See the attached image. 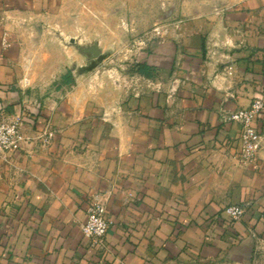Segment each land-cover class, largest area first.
Instances as JSON below:
<instances>
[{
	"label": "crops",
	"instance_id": "obj_1",
	"mask_svg": "<svg viewBox=\"0 0 264 264\" xmlns=\"http://www.w3.org/2000/svg\"><path fill=\"white\" fill-rule=\"evenodd\" d=\"M65 1L0 0V120L22 117L24 137L0 158V264H264V109L246 163L221 116L264 99V0H160L169 22L141 61L158 75L134 92L47 87L77 67L53 28ZM96 197L109 252L81 229Z\"/></svg>",
	"mask_w": 264,
	"mask_h": 264
},
{
	"label": "rangeland",
	"instance_id": "obj_2",
	"mask_svg": "<svg viewBox=\"0 0 264 264\" xmlns=\"http://www.w3.org/2000/svg\"><path fill=\"white\" fill-rule=\"evenodd\" d=\"M170 8V4L161 5L160 0H66L60 10L61 20L65 21H61V25L56 21L53 28L65 33L64 45L71 50L68 64L76 62L77 67L61 70L58 79L47 87L53 90L65 86L67 91H73L77 79L99 75L102 90L107 88L106 78L115 80L120 88L130 92L139 89L141 77L153 80L158 75L155 69L141 61L143 52L155 41L154 29L169 22L166 16ZM73 38L75 44L70 43ZM95 44L102 52L98 59L78 49V46L89 48ZM30 72L29 78L33 76L41 81L44 76L54 78L55 70L33 69ZM47 87L44 93L48 92Z\"/></svg>",
	"mask_w": 264,
	"mask_h": 264
},
{
	"label": "built area",
	"instance_id": "obj_3",
	"mask_svg": "<svg viewBox=\"0 0 264 264\" xmlns=\"http://www.w3.org/2000/svg\"><path fill=\"white\" fill-rule=\"evenodd\" d=\"M163 27H156V36H162ZM264 109L262 97L253 98L247 108H241L234 112L222 114V120L239 125V157L243 162L254 160L262 148V136L256 127V119ZM23 119L13 116L10 119L0 120V158L18 151L24 141L21 133ZM54 133L46 131L42 138V145L50 144ZM225 214L231 222H236L244 215V209L239 205H229L225 208ZM111 222L106 215V206L98 197L94 198L87 209V221L81 226L84 236L92 240L93 244L109 252L106 245V236Z\"/></svg>",
	"mask_w": 264,
	"mask_h": 264
},
{
	"label": "water",
	"instance_id": "obj_4",
	"mask_svg": "<svg viewBox=\"0 0 264 264\" xmlns=\"http://www.w3.org/2000/svg\"><path fill=\"white\" fill-rule=\"evenodd\" d=\"M70 43L75 44L74 39L70 40ZM78 49L84 54H88L92 59H98L102 57V52L98 48L97 44L92 45L89 48H82L81 46H78Z\"/></svg>",
	"mask_w": 264,
	"mask_h": 264
}]
</instances>
